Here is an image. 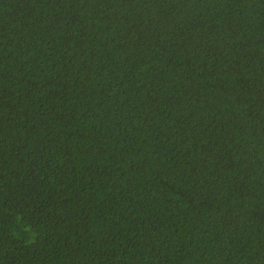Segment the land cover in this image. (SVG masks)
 Instances as JSON below:
<instances>
[{
    "label": "trees",
    "instance_id": "16d2710c",
    "mask_svg": "<svg viewBox=\"0 0 264 264\" xmlns=\"http://www.w3.org/2000/svg\"><path fill=\"white\" fill-rule=\"evenodd\" d=\"M0 264H264V0H0Z\"/></svg>",
    "mask_w": 264,
    "mask_h": 264
}]
</instances>
